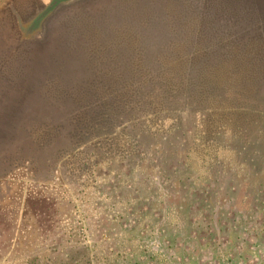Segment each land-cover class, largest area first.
I'll return each instance as SVG.
<instances>
[{
  "label": "rangeland",
  "instance_id": "rangeland-1",
  "mask_svg": "<svg viewBox=\"0 0 264 264\" xmlns=\"http://www.w3.org/2000/svg\"><path fill=\"white\" fill-rule=\"evenodd\" d=\"M166 84L198 97L196 103L204 99L206 105L212 96L215 106L237 109L210 117L219 141L213 146L216 164L242 181L249 157L239 143L249 139L250 120L264 121V0H0V264H43L45 252L72 244L69 236L79 222L90 264L146 262L140 242L125 241L124 226L118 225L125 208L119 202L118 161L102 167L107 178L101 182L90 164L96 140L76 160L56 151L48 165L35 156L25 160L40 134L68 136L85 131L91 120L111 118L113 127L101 126L98 134L109 132L122 104L134 102L145 88ZM127 116L133 115L120 119ZM171 124L182 132L201 129L193 116ZM175 139L191 144L190 136ZM84 161L89 165L83 167ZM190 162L201 163L196 156ZM42 187L72 201L60 211V227L45 226L33 205ZM212 198L187 212L212 227L196 233L199 251L187 253L184 243L168 250L157 242L156 230L143 238L142 248L166 253L160 264H264V200L244 188L234 199Z\"/></svg>",
  "mask_w": 264,
  "mask_h": 264
},
{
  "label": "trees",
  "instance_id": "trees-1",
  "mask_svg": "<svg viewBox=\"0 0 264 264\" xmlns=\"http://www.w3.org/2000/svg\"><path fill=\"white\" fill-rule=\"evenodd\" d=\"M169 76L174 79L176 75L173 73ZM166 86H169L170 89H166ZM166 86L154 87L152 90L145 88L138 93L134 102L122 104L118 111L120 114L117 116L116 113L118 124L115 129L109 132L104 130L105 134L103 132H101L103 134H98L101 126L103 128L112 124L113 127L112 119L109 118L106 119L105 123L96 120H91L89 123L83 122L88 124L84 129L85 131L71 133L68 135L69 137L42 133L28 147L31 148L29 151L32 155L30 160L29 158L24 159L25 162H32L35 160V156L41 158L42 162L48 165L47 161H51V157H53L50 156L51 153L56 151L58 154L62 153L61 158L69 154L68 156L74 157L76 160L79 156L78 152L84 151L87 144L96 140L90 148L91 151H94L90 153H95L96 157L90 161V164L93 165V169L99 175L97 179L99 182L107 178L103 177L102 167L107 168L112 166L110 164L114 161H118V168L120 169L119 202L125 205L124 212L119 213L118 225L122 223L124 226L125 241L140 242L139 251L142 253L140 258L147 256L145 257L146 262L134 258L136 262L140 261V264H151L148 258L153 260L154 264H160L163 257L167 255L160 251L153 252L142 248L144 246L143 238L151 235L154 230L157 232V242H163L168 250H172L183 243L188 250L187 253L189 252L191 255L192 252L199 249L195 246L200 245L195 237L196 233L200 231L210 233L212 227L211 224L201 222L197 217L187 213L194 209L197 204L199 206L200 203H207L213 199V196L215 199H227L229 197L234 199L242 188L255 192L258 200H264V189H262L264 188V180H257L260 174H264V121L258 123L250 120L248 130L245 128L249 131V139L239 144L242 145L243 143V147L246 149L249 165L245 167L244 171L241 170V175H244L242 181L235 182V174L228 171V166L222 167L226 169L223 170L216 164L215 157L218 156L219 152H216L213 146L219 141H214L216 137L212 131H214L213 122L215 120L210 116L231 115L232 113L234 115L237 113V109L234 108L233 110V104L226 107L215 106L213 97L209 96L210 94H207L209 96L207 101L209 102L206 105L202 103L204 99L196 103L198 97L186 96L180 88L173 85L166 84ZM191 89L195 95L198 94L197 88ZM130 112L133 116L120 119L123 113ZM185 115L198 118L201 129L193 132L189 130L182 132L179 131L180 125L171 124L179 121V119L182 122ZM254 116L259 118V115ZM97 122L101 124H97ZM187 131H189V135ZM177 136H186V139L190 136V146L189 144L186 146L183 139L176 142ZM233 137L236 139L234 133ZM100 138L102 140H98ZM223 140L226 145L224 149L228 150L227 137L224 136ZM69 142H71L72 147L70 149L66 148ZM196 150L200 151L197 152ZM44 154L45 157H43ZM178 156L188 158L189 161L178 159ZM193 156L199 158L201 162L197 167L190 162V158ZM172 160L180 162L181 167L176 168L175 163L168 164V161ZM86 164L89 165L88 161H84L81 165L85 167ZM168 165L170 166L168 167ZM196 169L198 170L196 171ZM219 178L220 182H218ZM222 178L226 182L222 183ZM95 181L96 177L93 182ZM42 190L43 192L39 191L42 194L32 197L33 205L39 214L45 217L42 221L45 226L47 223L50 225L54 223L60 227V224L64 223L60 211L72 201L64 197L54 196L45 187H42ZM63 192H66V189H63ZM97 192H101L99 188H97ZM206 205L202 207H206ZM100 219L104 223L107 221L104 218ZM79 223V226H75L76 232H71L69 236L68 241H73L72 244L68 243V246L61 247L59 245L52 248L50 253L45 252L44 259L46 260L43 264H90L89 261H86L90 246L79 240L83 237L82 234H85V232H80L83 224L82 222ZM156 225L161 227L156 228ZM55 234L59 236L61 232L56 231ZM18 241L20 240L18 239ZM206 242L210 244V238H207ZM178 249H181L180 246ZM55 250L57 252L51 255ZM190 254L189 257H191ZM137 255L139 253L135 256L139 258ZM124 258L130 261L126 256ZM188 258L181 257L182 260Z\"/></svg>",
  "mask_w": 264,
  "mask_h": 264
},
{
  "label": "crops",
  "instance_id": "crops-1",
  "mask_svg": "<svg viewBox=\"0 0 264 264\" xmlns=\"http://www.w3.org/2000/svg\"><path fill=\"white\" fill-rule=\"evenodd\" d=\"M12 12H14V14H15V16H16L17 24H19V27L21 28V30H23V29H22L23 27H21V25H20V24H22V23H21V19H20V17L16 14L15 10L12 9ZM41 23H42V22H41Z\"/></svg>",
  "mask_w": 264,
  "mask_h": 264
}]
</instances>
